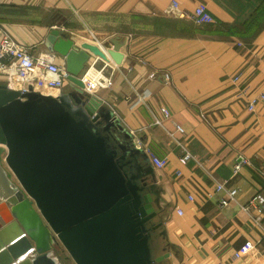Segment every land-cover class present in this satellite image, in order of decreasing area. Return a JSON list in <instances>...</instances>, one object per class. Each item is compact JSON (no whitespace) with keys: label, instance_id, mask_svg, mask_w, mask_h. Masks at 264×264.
I'll list each match as a JSON object with an SVG mask.
<instances>
[{"label":"crops","instance_id":"1","mask_svg":"<svg viewBox=\"0 0 264 264\" xmlns=\"http://www.w3.org/2000/svg\"><path fill=\"white\" fill-rule=\"evenodd\" d=\"M173 2L187 13L204 4L213 23L163 15ZM0 26L34 55L47 53L51 29L77 45L122 42L119 65L91 57L82 73L90 68L95 78L104 67L111 85L91 95L144 152L164 232L158 252L169 255L164 264H264V0H3ZM71 90L66 82L62 94ZM182 147L193 157L184 165ZM147 152L166 165L156 169ZM219 182L236 190L226 207L214 189ZM255 196L263 208L258 226L240 210Z\"/></svg>","mask_w":264,"mask_h":264},{"label":"water","instance_id":"2","mask_svg":"<svg viewBox=\"0 0 264 264\" xmlns=\"http://www.w3.org/2000/svg\"><path fill=\"white\" fill-rule=\"evenodd\" d=\"M111 44L51 29L43 46L63 60L71 92L0 82V264H62L58 249L73 264L167 260L144 152L79 78L91 57L121 63L123 43Z\"/></svg>","mask_w":264,"mask_h":264},{"label":"built area","instance_id":"3","mask_svg":"<svg viewBox=\"0 0 264 264\" xmlns=\"http://www.w3.org/2000/svg\"><path fill=\"white\" fill-rule=\"evenodd\" d=\"M3 0H0V3ZM163 15L167 17L178 18L182 20H189L196 25L211 24L213 23L212 16L208 13L207 7L204 4H198L192 13H187L178 8L176 3H171L166 10H164ZM100 49L104 48L95 44ZM57 56L50 53H40L34 55L30 47L14 41L8 33L0 26V82H4L10 87V82L12 80L18 81L20 87L18 89H13L21 94L28 92V88L31 87L34 92H41L43 94L50 95H60L62 94V89L64 84L67 82V72L65 71L64 65H58L55 61ZM88 68L80 75V79L83 83V91L89 95L94 93L100 88H108L111 85L109 79L103 78L102 71L104 67L100 68L98 71V76L95 78H90ZM167 79V75H164ZM238 78H234L233 82H237ZM260 100L264 101V89L259 96ZM254 101L246 103V109L248 111L254 110ZM161 114L165 119L169 118V112L165 108H162ZM154 126H162V121L155 119L153 121ZM176 131L182 132V128L175 126ZM183 148V147H182ZM150 162L156 169H162L166 165V160H161L156 158L150 152H147ZM192 155L188 149L183 148V154L179 158L180 164L184 165L187 160L192 159ZM244 163L240 159L233 167V173H237ZM216 192H223V197L219 201L220 207H226L229 204L235 202L236 190L231 188H226L225 182L216 183L214 186ZM209 197V195H206ZM191 199V198H190ZM244 214L250 217V220L256 226L260 225L262 205L260 203L259 197L255 196L251 198L248 203L240 209ZM255 211L256 215L251 216V212ZM235 258H239L235 254Z\"/></svg>","mask_w":264,"mask_h":264},{"label":"bare ground","instance_id":"4","mask_svg":"<svg viewBox=\"0 0 264 264\" xmlns=\"http://www.w3.org/2000/svg\"><path fill=\"white\" fill-rule=\"evenodd\" d=\"M97 59V58H96ZM99 60V59H98ZM13 84H16L15 85V88L12 86ZM10 87H12L13 89H18L19 87H20V84H19V82L18 81H15V80H12L11 82H10Z\"/></svg>","mask_w":264,"mask_h":264},{"label":"rangeland","instance_id":"5","mask_svg":"<svg viewBox=\"0 0 264 264\" xmlns=\"http://www.w3.org/2000/svg\"><path fill=\"white\" fill-rule=\"evenodd\" d=\"M11 85H12V84H11ZM15 85H16V84H13L12 86L15 88ZM58 251H59V249H58ZM71 262H72V261H71Z\"/></svg>","mask_w":264,"mask_h":264},{"label":"trees","instance_id":"6","mask_svg":"<svg viewBox=\"0 0 264 264\" xmlns=\"http://www.w3.org/2000/svg\"><path fill=\"white\" fill-rule=\"evenodd\" d=\"M159 240V239H158Z\"/></svg>","mask_w":264,"mask_h":264}]
</instances>
